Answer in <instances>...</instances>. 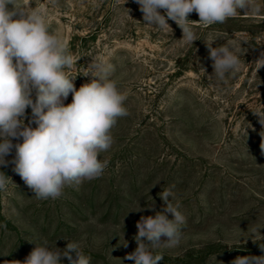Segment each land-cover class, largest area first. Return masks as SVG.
<instances>
[{
  "label": "rangeland",
  "instance_id": "1",
  "mask_svg": "<svg viewBox=\"0 0 264 264\" xmlns=\"http://www.w3.org/2000/svg\"><path fill=\"white\" fill-rule=\"evenodd\" d=\"M18 2L46 10L50 31L77 61L69 72L77 89L91 81L81 74L93 59L114 66L111 78L127 93L129 115L118 120L114 144L100 156L109 162L103 175L66 187L55 200L37 199L13 171V148L0 166L12 180L0 191V264L24 261L44 241L60 249L77 242L91 264H134L124 257L137 247L136 223L162 211L164 188L174 192L186 223L177 247L156 250L160 264L264 256V124L255 114L264 113V66L257 62L264 53V0H257L258 15L193 22V44L181 40L170 19L166 31L146 25L135 0ZM211 41L241 59L240 70L224 81L209 77ZM71 102L70 94L64 103ZM31 119L29 107L24 123L35 128Z\"/></svg>",
  "mask_w": 264,
  "mask_h": 264
},
{
  "label": "clouds",
  "instance_id": "2",
  "mask_svg": "<svg viewBox=\"0 0 264 264\" xmlns=\"http://www.w3.org/2000/svg\"><path fill=\"white\" fill-rule=\"evenodd\" d=\"M135 2L146 25L166 31L172 29L167 22L170 19L182 30L185 44L198 40L193 22L211 26L241 14L262 12L257 0ZM193 12L198 14V21L188 19ZM213 42H205L214 70L209 77L224 81L240 70L241 59L230 46L213 47ZM76 62L63 37L50 31L43 7L0 0V166H7L5 158L15 148L13 171L40 200H55L66 187H78L102 176L109 162L100 156L114 144L112 129L118 120L129 115L125 106L127 93L120 91L111 78L114 66L106 60L93 59L81 74L91 76V81L77 89L76 76L69 75ZM257 62L264 66V53ZM70 94L72 102L65 104ZM29 107L35 128L24 123ZM255 114L264 124V113ZM20 138L22 143H12ZM10 181L0 171V191L6 190ZM159 195L165 205L162 211L154 217L142 216L136 223L137 247L124 257L134 264H160L164 257L156 250L177 247L182 240L186 218L179 211V202L172 203L174 192L164 188ZM62 258L69 264H91V256L73 241H68L64 249L44 241L17 264H61ZM232 264H264V256L237 257Z\"/></svg>",
  "mask_w": 264,
  "mask_h": 264
}]
</instances>
